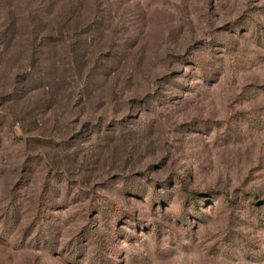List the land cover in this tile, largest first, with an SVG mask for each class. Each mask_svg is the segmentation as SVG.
Returning a JSON list of instances; mask_svg holds the SVG:
<instances>
[{
  "label": "rangeland",
  "instance_id": "rangeland-1",
  "mask_svg": "<svg viewBox=\"0 0 264 264\" xmlns=\"http://www.w3.org/2000/svg\"><path fill=\"white\" fill-rule=\"evenodd\" d=\"M0 264H264V0H0Z\"/></svg>",
  "mask_w": 264,
  "mask_h": 264
}]
</instances>
